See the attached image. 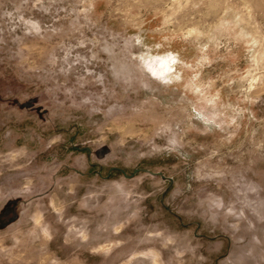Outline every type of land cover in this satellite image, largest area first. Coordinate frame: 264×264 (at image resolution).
Instances as JSON below:
<instances>
[{
	"label": "rangeland",
	"instance_id": "obj_1",
	"mask_svg": "<svg viewBox=\"0 0 264 264\" xmlns=\"http://www.w3.org/2000/svg\"><path fill=\"white\" fill-rule=\"evenodd\" d=\"M0 264H264V0H0Z\"/></svg>",
	"mask_w": 264,
	"mask_h": 264
}]
</instances>
